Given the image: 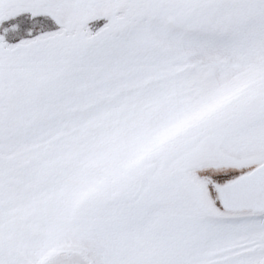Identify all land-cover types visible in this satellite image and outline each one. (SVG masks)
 I'll use <instances>...</instances> for the list:
<instances>
[{"label":"snow or ice","instance_id":"1","mask_svg":"<svg viewBox=\"0 0 264 264\" xmlns=\"http://www.w3.org/2000/svg\"><path fill=\"white\" fill-rule=\"evenodd\" d=\"M0 264H264V0H0Z\"/></svg>","mask_w":264,"mask_h":264}]
</instances>
